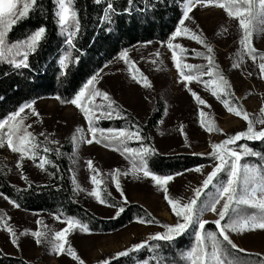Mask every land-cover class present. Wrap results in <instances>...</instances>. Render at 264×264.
I'll list each match as a JSON object with an SVG mask.
<instances>
[{"label":"rangeland","instance_id":"obj_1","mask_svg":"<svg viewBox=\"0 0 264 264\" xmlns=\"http://www.w3.org/2000/svg\"><path fill=\"white\" fill-rule=\"evenodd\" d=\"M190 16L191 19L186 21V26L198 34H202L206 41L211 44L214 50L215 63L231 84V92L234 95L222 96L221 100L229 99L233 104L242 105L243 109L249 113L250 118L260 117V109L264 106V78L259 72V60L253 63L240 47L241 30L238 27V22L229 19L222 9L215 7L205 8L198 5L190 13ZM172 42L180 44L188 50L183 62L197 66L207 64L206 60L195 55V52L206 53V49L202 45L183 36ZM253 45L258 53H264V33L254 34ZM127 51L129 60L135 62L139 72L130 71L129 65L120 60L118 55L97 74L96 83V87L100 91L108 93L116 102V105L122 110L124 118H116L115 116L111 119L102 118L95 126L105 130H135L130 128L128 120L131 118V123L140 129L141 135L144 137L143 145L155 150L152 155L158 154L167 157L191 155L206 159V164L189 168L183 172L159 175L173 176L174 179L166 185L170 197L187 203L193 198L194 190L202 185L207 175L214 170V166L218 163L210 155L212 152L211 145L221 143L228 137L245 131L247 122L229 113L221 100L214 97L210 90L205 89L203 82L182 83L171 58L172 53L167 48V42L141 43L128 48ZM157 52L159 57L156 56ZM177 54L181 55L179 49H177ZM236 63H239V67H233ZM141 73L149 80L150 87H144L132 79V75L135 74L139 80ZM209 79L208 76L202 77V81ZM189 88L205 100L210 107L198 105L188 91ZM96 103L106 102L98 97ZM34 107L40 113L39 118L31 115V109H26L25 114H22L26 117L25 124L32 125L28 130L33 132L40 142L41 155H44L42 148L45 144L53 149L47 155L55 167L46 165L45 170H41L36 166L39 159L35 163L24 159L22 168H17L19 154L12 153L5 146L0 148V176L7 178L8 183L18 190L25 191L38 187L60 190L61 181L68 178L73 187L76 203L83 206L85 210L98 219L113 221L122 214L117 215L118 207L122 206L127 209L138 205L146 211V214H141L139 218L150 221V223L141 224L137 222L138 218H136L117 231L103 232L92 230V228H89L90 234L82 233L78 229L73 231L68 236L69 244L85 264H101L103 261H109L110 264L125 258H118L117 254L131 249L132 246L141 242L149 245L153 242L150 239L153 234L166 231L161 225H174L177 222L178 218L172 213L165 200V193L162 188L157 186L150 177H144L142 173L118 177L127 198V203L124 202V198L121 197L115 187L112 173L117 169L120 173L130 172L132 158L130 156L126 158L128 154L121 155L120 152L111 150L112 146L105 147L103 143L74 144L72 140L74 135L82 136L84 139L92 138L87 131V121L75 105L67 102L61 103L59 99L54 97L39 99L35 101ZM201 110L207 114L208 118L215 121L221 132L209 133L202 127L199 115ZM155 113L161 114V118L151 122L150 119ZM256 127L259 129L264 126L257 124ZM78 128L84 129L82 134L76 132ZM41 132L46 134L47 141H57V143H47L46 137L40 135ZM97 138H101L99 132ZM260 142L262 141L241 140L230 147L236 148L247 144L255 152L262 154L252 145ZM128 147L140 148L141 144L132 140L128 142ZM56 149H59V153L56 152ZM89 160L93 162L94 167L99 172L98 179L102 181L101 188H107V192L111 194L109 196L102 193L108 204L113 205L112 207L97 202L94 197L88 194L95 187L90 182L91 176L95 173L87 167L86 162ZM241 164L261 167L264 166V159L257 156H247L242 159ZM197 168L200 169L199 172L195 171ZM22 174L28 178L27 183L22 179ZM73 176L79 185V189L75 191L76 185L72 182ZM227 179L226 171L220 173L213 184L203 191L197 201L196 218L209 222L206 225V231H216L214 222L218 216L206 209L216 195V188L221 183L226 182ZM4 197L5 195H0V217H4L8 226L15 231L18 244V246L14 245L12 243L13 237L5 228L0 227V251L4 255L20 257L32 264H78V261L73 260L66 253H55L48 240H43L37 245L36 238L31 235L33 231L51 229L52 232L49 233L51 236L55 231L65 228V223L58 221L55 214L45 211H27L14 207ZM217 207L219 209L220 206ZM253 211L255 210L244 208L245 215ZM61 220H65V218H61ZM228 222L229 218L226 217L222 223ZM198 230V226L193 225L184 234L168 242L175 244L181 239H187L190 245L186 250H184L185 246L182 249L170 247L169 254L165 255L166 260L153 257L155 264H169L171 258L178 253L177 256L181 258L180 264H188L186 253L195 246V236ZM229 235L238 248L244 250V253L263 257L261 264H264V230L257 229L244 233L232 232ZM219 239L222 248L228 255V245L222 238ZM141 252V249L131 252L136 254L132 264H148L147 261L139 259Z\"/></svg>","mask_w":264,"mask_h":264},{"label":"snow or ice","instance_id":"obj_2","mask_svg":"<svg viewBox=\"0 0 264 264\" xmlns=\"http://www.w3.org/2000/svg\"><path fill=\"white\" fill-rule=\"evenodd\" d=\"M98 5L103 4L104 10L101 18V23L111 24L113 17L118 14L114 7L115 0H94ZM134 0H128L129 7L125 9L127 14L131 15V5ZM182 4V18L178 22V26L167 41V48L172 53V60L181 77V82L191 83L193 81L203 82L206 90H210L211 94L218 100H221L222 96H232L231 84L227 78L219 71V66L215 63L214 50L211 44H209L202 34H198L186 26V21L191 19L190 13L196 6L215 7L222 9L229 19H234L238 22V27L241 30V39L239 41L240 47L244 54H246L253 63L259 60L258 68L261 77L264 78V53H258V50L253 45L254 34L264 33V0H180ZM39 0H0V62H7L15 68H28L29 57L36 54L41 42L46 37V28L41 26L34 32L26 36L22 41L8 42L7 36L12 28L24 19H27L31 12L35 11L38 7ZM54 6L56 11L54 13L56 17V23L62 34L66 36L65 43L69 48L75 49V40L82 30L81 18L78 10L75 7V0H54ZM111 31V29H109ZM186 37L206 49V53L195 52L197 57H202L207 61L206 65H192L183 62L186 58L188 50L182 47L180 44H174L172 41L178 37ZM177 49L181 55L177 54ZM195 51V50H193ZM159 57V53H156ZM19 58V59H17ZM129 65V70L133 73L139 72L136 68L135 62L129 60V54L127 50H122L118 57ZM73 61L70 53L66 52L62 58L59 59V65L62 69L67 68L69 62ZM73 62H78V59ZM155 63V61H152ZM233 67H239V63L233 65ZM206 69V70H205ZM187 70V71H185ZM203 76L210 77L207 81H202ZM98 75L92 76L75 95L74 99L70 101L61 100V103H71L75 105L77 109L83 114L85 120L88 123L87 131L91 134V139H84L82 136L74 135L73 143H87L93 142L101 144L105 147H111V150L120 152L121 155L128 154L132 158V169L130 172L120 173V171L114 170L112 178L115 183L117 191H119L121 197L124 198V202L127 203V198L121 188L118 177L120 175H129L132 173H142L144 177H150L157 186H160L165 193V200L169 204L172 213L178 218L174 225H161L166 231L163 233L153 234L150 239L153 241L171 242L184 234L189 227L196 225L198 231L195 236L196 244L186 253V259L188 264H232V261L227 259L224 248L221 246L222 238L226 245L232 249L243 252V249H239L238 246L230 238L229 233H244L246 231L264 230V166L254 167L248 164H241L242 159L247 156H257L264 159V155L255 152L248 147L247 144L238 146L236 148L230 147L236 145L238 141H264V127L257 129L256 125L264 126V106L260 109L261 116L257 118H250V115L245 111L242 105L233 104L231 100H221L226 110L244 119L247 122V128L245 131L239 132L225 139L221 143L212 144V152L210 155L218 161L214 166V170L210 172L202 185L194 190V196L187 203H182L181 200L173 199L170 197L168 188L166 185L174 179L173 176H159L150 171L148 167V158L154 154L155 150L144 146V137L141 135L140 129L132 125L131 129H102L95 126V124L102 118L111 119L113 116L116 118H124L122 110L116 105V102L106 92L100 91L96 87ZM132 79L137 83H141L144 87H150L151 84L146 76L140 74V79L137 80L135 74L132 75ZM188 91L194 97L198 105H207L196 92L190 88ZM101 98L106 103H96L97 98ZM56 99H61L56 97ZM35 101L31 103H25L20 106L19 109L8 115L6 119L0 120V148L7 146V148L14 154H19V161L16 167L22 168V161L28 159L34 163L39 159V163L36 166L41 170H45L46 165H52V161L48 159V155L53 149L43 146L41 155V144L38 142L37 137L33 132L28 129L32 127L30 124H25L26 109H31V115L37 119L40 113L34 107ZM201 125L209 133L216 131L221 132L215 121L207 117V114L201 110L200 113ZM84 129L78 128L76 132L82 134ZM100 133L101 138H97V133ZM107 133V135H105ZM41 136L46 134L41 132ZM135 140L140 142V148L128 147V142ZM106 141V143H105ZM47 143H57V141H47ZM59 153V149H56ZM138 160V163H137ZM87 167L94 175L91 176L90 182L94 185V189L88 194L96 199L97 202L109 205L102 193L111 195L107 192V188H101L102 181L98 179L99 172L94 167L91 160L87 161ZM195 171L199 172L197 168ZM227 172L228 179L226 182L221 183L216 188V195L212 198L211 204L206 210L216 213L218 219L215 220L216 231H206V225L209 223L206 220L197 219V201L200 199L203 191L213 184L214 180L222 172ZM22 179L27 183L28 178L22 174ZM72 182L76 185V189H79V185L76 183V178L73 176ZM0 195H3L0 193ZM14 207L19 208L20 205L8 197H4ZM220 206L219 209L217 206ZM243 206V207H242ZM250 208L253 211L250 214H244V208ZM124 207H118V212L123 213ZM226 217L229 218L228 223H222ZM10 219V218H9ZM56 219L66 224V227L62 230L52 232L48 231H33L32 236L36 238V243L39 245L43 240H48L52 250L57 254L66 253L73 260L78 261V264H85L75 249L69 244L68 236L75 230H79L82 233L90 234V230L87 224L82 223L75 217H69L65 220H61L60 216ZM141 224L150 223V221L143 218H138ZM42 223V222H38ZM0 227L5 228L9 234L13 237L12 243L17 245L16 233L8 226L7 220L4 217H0ZM45 228L47 226L45 225ZM210 242V245H209ZM67 245V247H66ZM147 245L145 242H141L132 246L131 249L121 251L117 254V257H127L131 252L139 251L145 248ZM101 264H109V261H103Z\"/></svg>","mask_w":264,"mask_h":264},{"label":"trees","instance_id":"obj_3","mask_svg":"<svg viewBox=\"0 0 264 264\" xmlns=\"http://www.w3.org/2000/svg\"><path fill=\"white\" fill-rule=\"evenodd\" d=\"M75 7L82 23V30L75 40V49L67 46L66 36L56 23L54 0H39L37 9L9 32L7 41L17 42L43 26L46 28V37L37 53L29 57L28 68L17 69L7 62H0V120L6 119L25 103L42 98L60 97V101H70L92 76L102 71L122 50L141 43H166L182 18L180 0H134L131 15L125 11L129 7L128 0H115L114 7L118 14L113 17L111 24L101 23L103 4L98 5L94 0H75ZM66 52L71 54L73 61L78 59V62L70 61L68 67L62 69L59 59ZM158 114L152 116L151 122L161 118V114ZM128 121L131 128V118ZM263 142L252 145L264 155ZM206 163V159L191 155L167 157L157 154L148 158V167L156 175L175 174ZM0 193L16 201L21 209L45 211L65 219L75 217L92 230L103 232L117 231L141 217V214H146L142 207L134 205L125 209L118 219L100 220L76 203L68 178L61 181L60 190L38 187L25 191L18 190L8 183L7 178L0 176ZM189 245L187 239L175 244L153 241L141 249L139 259L155 264L153 257L166 260L165 255L169 254L170 247L182 249L185 246L186 250ZM227 251V259L232 264H261L263 260L259 255L228 246ZM177 255L171 258L169 264L181 263ZM135 256L131 253L110 264H132ZM0 264L32 263L20 257L6 256L0 251Z\"/></svg>","mask_w":264,"mask_h":264}]
</instances>
